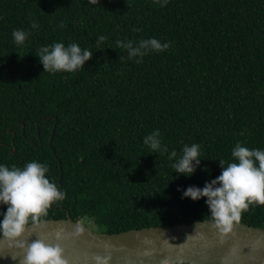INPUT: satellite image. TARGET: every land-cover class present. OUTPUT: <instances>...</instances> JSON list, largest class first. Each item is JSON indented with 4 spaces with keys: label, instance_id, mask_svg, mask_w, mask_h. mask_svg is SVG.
Listing matches in <instances>:
<instances>
[{
    "label": "trees",
    "instance_id": "16d2710c",
    "mask_svg": "<svg viewBox=\"0 0 264 264\" xmlns=\"http://www.w3.org/2000/svg\"><path fill=\"white\" fill-rule=\"evenodd\" d=\"M163 3L0 0V165H47L65 199L41 220L69 215L102 234L214 220L183 190L218 177L237 143L264 150V0ZM151 38L170 47L129 59L116 44ZM56 42L93 57L73 73L43 72L36 54ZM155 130L165 153L143 143ZM192 144L200 166L178 176L171 165ZM233 223L264 228V206Z\"/></svg>",
    "mask_w": 264,
    "mask_h": 264
},
{
    "label": "clouds",
    "instance_id": "9594fccd",
    "mask_svg": "<svg viewBox=\"0 0 264 264\" xmlns=\"http://www.w3.org/2000/svg\"><path fill=\"white\" fill-rule=\"evenodd\" d=\"M89 2L98 5L99 0ZM156 2L159 3V0ZM166 3L167 0H164L161 6ZM36 27L38 25L33 23L32 28ZM12 36L17 46H23L28 33L17 29ZM106 39V36H100L97 47ZM116 44L126 50L129 59L142 58L149 51L163 52L170 47V44H162L155 38L141 40L136 45L132 41L120 40ZM36 57L43 66V72L73 73L84 69L85 63L92 59L93 52L81 49L76 43L65 47L63 43L56 42L51 46L41 47ZM136 63H142V59H136ZM143 143L152 153L168 151L162 145L159 130L147 135ZM200 156V145H185L182 155L171 167L178 176L189 178L200 166ZM231 156L234 162L227 163V166L223 159L219 160L221 172L218 177L206 182L203 188L189 186L182 193V198L192 201L205 199L215 226L225 233L231 231L233 222H238L242 213L251 205L264 206V150L249 149L237 143ZM174 157H177V153L173 150L169 159ZM48 170L47 165L36 161L29 162L22 168L0 165V205L6 206V211L0 213L3 217L0 220V234L17 238L27 233L30 239L20 244V247L26 248L23 264H68L59 244L48 243L39 237L32 239V233L28 232L29 225L40 222L54 203L65 199V194L47 178ZM110 260L109 255L92 257L94 264H110Z\"/></svg>",
    "mask_w": 264,
    "mask_h": 264
},
{
    "label": "water",
    "instance_id": "95a60500",
    "mask_svg": "<svg viewBox=\"0 0 264 264\" xmlns=\"http://www.w3.org/2000/svg\"><path fill=\"white\" fill-rule=\"evenodd\" d=\"M31 238L59 244L68 264H94V255L111 256L110 264H264V228L233 223L225 233L214 220L150 227L114 234L96 233L80 221L41 220L28 226ZM21 237H0V264H23Z\"/></svg>",
    "mask_w": 264,
    "mask_h": 264
},
{
    "label": "rangeland",
    "instance_id": "374dc122",
    "mask_svg": "<svg viewBox=\"0 0 264 264\" xmlns=\"http://www.w3.org/2000/svg\"><path fill=\"white\" fill-rule=\"evenodd\" d=\"M88 229H90V230H91L92 228L88 227Z\"/></svg>",
    "mask_w": 264,
    "mask_h": 264
}]
</instances>
